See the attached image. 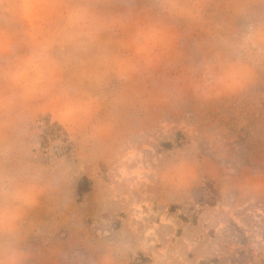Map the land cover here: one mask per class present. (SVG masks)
I'll return each mask as SVG.
<instances>
[{
  "label": "rangeland",
  "instance_id": "obj_1",
  "mask_svg": "<svg viewBox=\"0 0 264 264\" xmlns=\"http://www.w3.org/2000/svg\"><path fill=\"white\" fill-rule=\"evenodd\" d=\"M256 18L0 0V264H264V62L227 43Z\"/></svg>",
  "mask_w": 264,
  "mask_h": 264
},
{
  "label": "clouds",
  "instance_id": "obj_2",
  "mask_svg": "<svg viewBox=\"0 0 264 264\" xmlns=\"http://www.w3.org/2000/svg\"><path fill=\"white\" fill-rule=\"evenodd\" d=\"M227 43L232 54L237 58V62L245 59L252 63L264 62V18L251 20ZM245 71L250 77L252 69L245 67ZM239 86L243 87L244 81H241ZM5 195L7 196L8 193L6 192ZM13 198L23 199V192L16 191ZM0 225L3 226L6 233H11L14 230V225L10 222L7 212L0 216Z\"/></svg>",
  "mask_w": 264,
  "mask_h": 264
}]
</instances>
